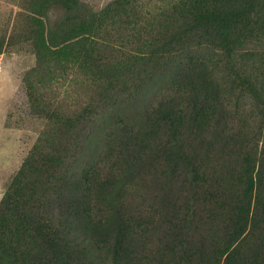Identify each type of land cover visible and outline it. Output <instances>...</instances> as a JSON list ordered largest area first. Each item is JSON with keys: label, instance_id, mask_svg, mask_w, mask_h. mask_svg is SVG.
Segmentation results:
<instances>
[{"label": "trees", "instance_id": "obj_1", "mask_svg": "<svg viewBox=\"0 0 264 264\" xmlns=\"http://www.w3.org/2000/svg\"><path fill=\"white\" fill-rule=\"evenodd\" d=\"M47 1L49 7L60 8L70 16L64 21L60 40L45 30L43 22L32 18L37 54L61 60L67 73L73 69L89 72L105 89L117 84L115 73L129 74L130 69L144 72L160 63L158 46L164 49L194 42L202 25L214 31L202 34L224 48L228 38L225 16L232 14L231 0L180 1L172 6L176 12L162 15L157 24L162 28L158 29L159 45H143L139 33L146 28L140 26L144 17L138 11L137 0H115L101 10H94L83 0ZM113 17L118 22L115 34L103 28L106 19ZM153 26L149 25L155 30ZM119 29L139 37L140 47L129 50L123 37L113 39L116 33L128 34ZM113 41L120 44L115 46ZM141 46L150 49L144 52ZM192 68L196 69L194 64ZM189 87L191 97L186 105L177 106L171 101L165 108L161 106L149 133L142 132L137 143L134 140L128 144L135 152L117 157L119 174H114L109 162L100 167L94 164L81 179L73 177V202L67 199L72 206L69 213H80L84 228L117 263L121 259V264H264V178L261 172L253 173L254 157L249 150L242 158L245 168L241 167L237 175L215 168L207 174L202 172V165L201 169L195 166L202 144L197 147L194 142L209 125L214 99L201 94L198 81ZM235 141L232 136L214 132L207 139L204 159H208L212 147L218 153L238 157L240 153L229 145L240 144ZM157 151L158 158L163 159L166 180L151 199V209L142 210L135 203L145 199L138 200V195L134 201L124 196V190L147 178L158 185L159 177L150 171ZM189 157L192 162L187 163ZM177 159L180 172L174 166ZM54 162L51 157L45 164L34 165L36 178L44 176L36 181L41 184L38 193L34 183L26 191L25 183L19 179L1 201L0 264H84L69 243L60 238L62 232L56 222L63 220L62 215H43L39 209L51 178L60 180ZM191 163L192 168L186 171ZM30 165L26 163L24 167L28 169ZM176 171L183 176L180 180L175 178ZM44 252L46 255H42Z\"/></svg>", "mask_w": 264, "mask_h": 264}, {"label": "rangeland", "instance_id": "obj_2", "mask_svg": "<svg viewBox=\"0 0 264 264\" xmlns=\"http://www.w3.org/2000/svg\"><path fill=\"white\" fill-rule=\"evenodd\" d=\"M83 1L94 10L115 2ZM180 1L184 0H137L138 11L144 17L140 26L146 28L139 33L144 41L141 44L159 45L158 29L162 28L157 24L162 15L176 12L172 6L181 4ZM231 1L232 14L225 16L228 38L224 48L212 44L202 34H214L210 27L202 25L194 42L182 47L172 44L159 49L158 46L160 63L144 72L130 69L129 74L115 73L117 84L105 89L89 72L73 69L67 73L61 60L42 57L36 52L32 18L43 22L45 30L60 40L70 13L49 7L47 0H0V203L19 179L25 183L26 191L34 183L38 193L41 184L36 181L44 176L36 178L34 165L54 158L60 180L55 182L51 178L49 188L42 195L40 212L62 215L64 221L56 222L62 232L60 238L69 243L84 264H121V259L115 262V257L96 243L78 217L80 213L74 210L69 213L72 206L67 199L73 202V177L81 179L94 164L100 167L109 162L114 174H119L117 157L135 152L128 144L134 140L137 143L142 132L149 133L159 109L171 101L177 106L186 105L193 81L201 85L202 95L214 99L209 125L194 142L197 147L202 144L195 166L201 169L202 165V172L205 170L207 174L215 168L237 175L241 167L245 168L242 158L249 150L254 157L253 173L261 172L264 178V0ZM116 19H106L103 28L115 34ZM119 32L123 31L119 29ZM123 33L128 34L116 33L112 37H123L127 49L137 50L139 37L128 31ZM149 49L141 46V51ZM192 77L194 80L189 81ZM214 132L240 141L239 145L229 144L234 152L240 153L238 157L234 153L230 156L218 153L212 147L210 156L204 159L207 139ZM159 154L157 151L150 170L159 177L158 185L147 178L145 182L129 184L130 188L127 185L124 190L126 197L135 199L140 195L136 199H145L141 203L134 200L142 210L151 209L148 207L151 199L166 180ZM178 161H174V166L180 172ZM186 162H192L191 158ZM26 163L31 164L28 169L24 167ZM190 166L192 163L186 171ZM177 171L175 178L180 180L183 176H178Z\"/></svg>", "mask_w": 264, "mask_h": 264}]
</instances>
